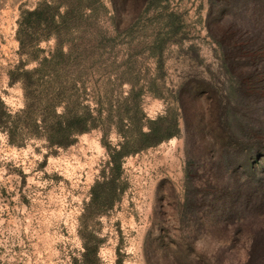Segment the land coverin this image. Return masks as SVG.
I'll return each mask as SVG.
<instances>
[{
  "label": "rangeland",
  "instance_id": "rangeland-1",
  "mask_svg": "<svg viewBox=\"0 0 264 264\" xmlns=\"http://www.w3.org/2000/svg\"><path fill=\"white\" fill-rule=\"evenodd\" d=\"M245 1L0 0V101L25 107L11 73L39 64L18 21L46 3L66 16L65 57L33 79L57 114L95 125L66 148L0 129V264H75L85 243L102 264H248L262 250L264 45L235 55L229 37L264 41V0Z\"/></svg>",
  "mask_w": 264,
  "mask_h": 264
},
{
  "label": "trees",
  "instance_id": "trees-1",
  "mask_svg": "<svg viewBox=\"0 0 264 264\" xmlns=\"http://www.w3.org/2000/svg\"><path fill=\"white\" fill-rule=\"evenodd\" d=\"M130 1L133 2L136 8H139L141 5L151 0ZM219 1H222L225 8L230 9L236 4H243L242 2L244 0ZM247 1L252 0H246L245 2ZM57 9V6L41 3L33 11L22 12L18 21L17 39L20 44V52L28 55L27 62H38L39 67L28 71L23 70V64H21L11 73V83H21L24 90L25 107L23 109L11 113L4 103L0 101V129L8 135L11 144L20 145L19 142L22 135L25 134L26 136H33L36 138L45 137L52 146L66 148L73 143L75 136L87 133L95 127L90 115L86 111L81 114H71L70 112L57 114L56 110L59 106L57 95L49 96L51 94L50 91H48L47 88L40 89V87L37 86V81L33 79L34 75L41 73L46 65L65 57L61 51L62 42L60 40V35L63 31V25L66 23L64 21L66 16L61 17L60 22H57ZM259 35L260 34L256 36ZM241 36L242 34L240 33H230L229 41L234 45L232 50L235 52V55L240 53H238L239 49L250 47L257 50L256 46L264 45V41H258V37L253 36L252 38H246L249 40L247 46L241 47L238 43H235L242 42ZM52 37L56 39V47L54 51L50 53V59L39 60L36 55H33L28 50L30 45L38 44L42 40H48ZM219 44H222L220 40ZM258 50H260L259 47ZM256 72L258 71L256 70ZM251 76L256 79L254 74ZM36 87H38L39 91V96L37 98H35L34 91H32L33 88ZM34 115L40 116L39 123L34 122ZM261 249L262 250L258 247L257 249H253L248 264H264V246ZM75 264H102L98 256L97 247H91L85 243L84 252L81 254L79 260H75ZM117 264L121 263L118 261Z\"/></svg>",
  "mask_w": 264,
  "mask_h": 264
}]
</instances>
